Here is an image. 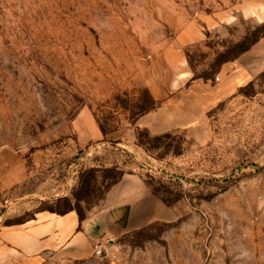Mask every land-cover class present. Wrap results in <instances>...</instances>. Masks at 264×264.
<instances>
[{"label": "rangeland", "instance_id": "374dc122", "mask_svg": "<svg viewBox=\"0 0 264 264\" xmlns=\"http://www.w3.org/2000/svg\"><path fill=\"white\" fill-rule=\"evenodd\" d=\"M263 41L264 0H0V227L118 167L159 218L106 236L115 257L91 244L41 264H264ZM195 79L228 86L201 123L140 146L139 116ZM90 188L87 216L106 213L104 184Z\"/></svg>", "mask_w": 264, "mask_h": 264}, {"label": "crops", "instance_id": "0c3cea01", "mask_svg": "<svg viewBox=\"0 0 264 264\" xmlns=\"http://www.w3.org/2000/svg\"><path fill=\"white\" fill-rule=\"evenodd\" d=\"M257 44L240 57L250 56ZM227 86L228 83L217 82L208 87L204 81L195 79L187 93L163 101L157 109L139 116L136 124L154 133L199 124L206 111L223 97ZM158 202L139 175L124 173L105 195L103 203L108 207L101 212L106 213L86 216L81 227L74 210L65 213L40 210L23 222L1 226L0 264H41L52 253L80 258L89 253L85 247L128 230L134 221L133 214L144 220L150 214L146 221L159 218L161 209H155Z\"/></svg>", "mask_w": 264, "mask_h": 264}, {"label": "trees", "instance_id": "16d2710c", "mask_svg": "<svg viewBox=\"0 0 264 264\" xmlns=\"http://www.w3.org/2000/svg\"><path fill=\"white\" fill-rule=\"evenodd\" d=\"M253 44L254 43L246 44V46H244V48L241 50V53L250 49ZM136 136H137L138 144L147 150L149 149L147 146L149 141L153 140L156 142L157 141L160 142L162 140H165L171 137L172 133L169 131H166L160 134L151 135L148 129H144L143 131L139 130ZM124 173L125 172L120 170L118 167H108V168L91 167V168L85 169L80 174L79 189H78V192L76 193L77 201L75 204H71L70 202H67L66 208L64 210H56L53 208L43 209V210H50V211L57 212V213H65V212L74 210L78 214L79 222H80L79 227H81V223L86 218L87 214L80 204V199H81L80 195L83 192L89 193L92 190L90 186L96 185L98 183L104 184V189L106 190V193H107L111 189V187H113L115 184H117L120 181ZM99 176H101L100 181L98 179Z\"/></svg>", "mask_w": 264, "mask_h": 264}, {"label": "built area", "instance_id": "2783aa9c", "mask_svg": "<svg viewBox=\"0 0 264 264\" xmlns=\"http://www.w3.org/2000/svg\"><path fill=\"white\" fill-rule=\"evenodd\" d=\"M218 79V77H217ZM94 253L101 258L115 257V253L112 251V247L107 242H98L94 247Z\"/></svg>", "mask_w": 264, "mask_h": 264}, {"label": "water", "instance_id": "95a60500", "mask_svg": "<svg viewBox=\"0 0 264 264\" xmlns=\"http://www.w3.org/2000/svg\"><path fill=\"white\" fill-rule=\"evenodd\" d=\"M104 258H106V257H104Z\"/></svg>", "mask_w": 264, "mask_h": 264}]
</instances>
